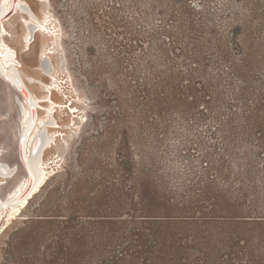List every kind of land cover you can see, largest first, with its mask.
Returning a JSON list of instances; mask_svg holds the SVG:
<instances>
[{
	"label": "trees",
	"instance_id": "1",
	"mask_svg": "<svg viewBox=\"0 0 264 264\" xmlns=\"http://www.w3.org/2000/svg\"><path fill=\"white\" fill-rule=\"evenodd\" d=\"M239 2L244 11L230 0L111 2L118 92L130 90L118 118L134 156L127 160L132 204L121 201L122 188L104 184L109 171L101 166L93 190H67L55 214L32 218L18 232L15 244H29L25 263L186 264L185 245L199 239L200 224L264 227V209L240 202L249 184H264V16ZM175 123L187 130L184 138L175 133L182 155L203 162L184 192L170 188L160 165ZM195 189L209 205L193 203ZM51 239L47 259L39 249Z\"/></svg>",
	"mask_w": 264,
	"mask_h": 264
},
{
	"label": "rangeland",
	"instance_id": "2",
	"mask_svg": "<svg viewBox=\"0 0 264 264\" xmlns=\"http://www.w3.org/2000/svg\"><path fill=\"white\" fill-rule=\"evenodd\" d=\"M23 1L43 22L44 29H34L31 44L26 45L31 30L26 21L28 17L22 12L6 21L11 33L6 41L16 50L19 72L29 81L32 92L39 97L49 96V101L37 111L41 120L49 121V127L45 128L48 138L55 136L47 145L54 143L53 146L43 151L50 173L46 185L30 199L21 215L8 226L2 224L5 228L0 232V264H27L22 253L28 250L29 244H15L18 232L30 226L32 218L55 214L53 208L57 204L65 205L67 190L83 186L92 189L100 182L101 166L109 171L104 184L122 188L121 201L127 206L132 204L133 179L127 160L134 156L132 146L122 144L124 130L118 118L119 103L128 100L130 90L126 86L123 93L118 92L122 75L117 64L114 12L109 8L113 0ZM230 1L234 9L244 11L239 0ZM244 6L264 16V0H244ZM25 101L0 74V179L8 177L2 179L4 197L28 175L19 153ZM171 130L174 134L170 148L161 158V172L166 174V182L173 191L184 192V183L195 172H201L203 162L198 156L189 160L182 155L183 139L175 137V133L185 137L187 130L177 123ZM12 170L14 173L8 174ZM236 174V171L231 174L232 182L236 181ZM259 181L243 189L248 196L241 197L240 202L257 204L264 209V184ZM101 185L97 184V189ZM235 190L234 187L231 191ZM188 196H194L196 205H209L198 196L197 189ZM104 201L113 203L112 198ZM62 214L68 213L62 211ZM242 229L247 233H241ZM197 231L199 239L193 246L185 245L186 264H264V227L230 226L216 220L200 224ZM55 246V239L47 240L39 251L48 259Z\"/></svg>",
	"mask_w": 264,
	"mask_h": 264
},
{
	"label": "bare ground",
	"instance_id": "3",
	"mask_svg": "<svg viewBox=\"0 0 264 264\" xmlns=\"http://www.w3.org/2000/svg\"><path fill=\"white\" fill-rule=\"evenodd\" d=\"M14 3L15 0H0V74L2 75V77L6 78L10 85V82H12L14 84L12 86L16 90H18L17 88H20V86H24L30 93V97H28L27 92L23 88L22 92L18 90L19 93L26 99L25 103H23L24 105L22 106L24 119L20 128L21 136H24V140H22L21 142L23 144V147L21 144L22 155L24 154L22 161L28 170V175L15 187L13 191H11V193L7 197H4L2 195V179H6L8 177H3L2 179H0V232L2 231L3 227L5 228V226L2 225L3 222L5 223L4 225L7 224L8 226L12 219L21 215L23 209L28 206L30 199H32L34 195L40 192L41 189L46 185L47 179L49 177L48 175L50 174L48 170L49 168L46 167L43 156L39 160H35V164L33 163L32 156L41 142L42 144H44V150L52 147L54 143H51V146L47 145L55 136L52 135L48 138L45 128L49 127V121L47 122V120H41L37 111L38 109L40 110L42 108L43 103L49 101V96L39 97L32 92L31 88L28 85L29 81L22 77L19 72L20 64L16 50L6 41V39L10 38L11 33L5 23L16 14L24 12L28 17L26 21L28 27H30L31 32L26 38V45L31 44L34 29L40 27L38 31H42L44 29V24L43 22L39 21L36 15L34 16L31 7L29 5H26L23 0H19V4L21 6L25 5L28 8L29 14L25 10L17 8L16 13L11 16V13L14 9ZM29 37H31V39H29ZM29 163L30 166H32V168L34 169L35 175L31 174V170L29 169L28 165ZM13 173L14 170H12V172L8 174L12 175Z\"/></svg>",
	"mask_w": 264,
	"mask_h": 264
},
{
	"label": "water",
	"instance_id": "4",
	"mask_svg": "<svg viewBox=\"0 0 264 264\" xmlns=\"http://www.w3.org/2000/svg\"><path fill=\"white\" fill-rule=\"evenodd\" d=\"M12 1H14V0H12ZM17 8H20V9H23V10H25L28 14H29V11H28V8L25 6V5H23V6H21L20 4H19V0H15V3H14V9H13V11H12V13H11V16L12 15H14L15 13H16V11H17ZM4 78V80L6 81V82H8L7 80H6V78L5 77H3ZM11 83V85H14L12 82H10ZM17 88V87H16ZM22 88L27 92V95H28V97H30V93H29V91L24 87V86H20V88H17L20 92H22ZM22 140H24V136L22 135L21 136V138H20V142H19V153H20V158H21V160H23V155H22V151H21V142H22ZM30 145H31V143H30ZM22 147H23V144H22ZM23 150V149H22ZM43 151H44V144H42V142L39 144V147L37 148V150L33 153V158H32V160H33V163L35 164V160H39L40 158H42V156H43ZM22 163H23V161H22ZM32 163V164H33ZM29 165V169L31 170V174L32 175H35L34 173H35V171H34V169L32 168V166H30V163L28 164Z\"/></svg>",
	"mask_w": 264,
	"mask_h": 264
}]
</instances>
